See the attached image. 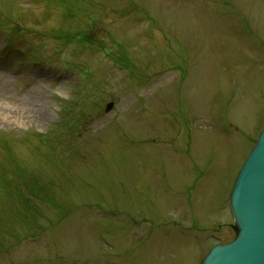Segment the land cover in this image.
I'll return each mask as SVG.
<instances>
[{
	"label": "rangeland",
	"instance_id": "1",
	"mask_svg": "<svg viewBox=\"0 0 264 264\" xmlns=\"http://www.w3.org/2000/svg\"><path fill=\"white\" fill-rule=\"evenodd\" d=\"M34 1L0 0V264H199L264 120V0Z\"/></svg>",
	"mask_w": 264,
	"mask_h": 264
},
{
	"label": "water",
	"instance_id": "2",
	"mask_svg": "<svg viewBox=\"0 0 264 264\" xmlns=\"http://www.w3.org/2000/svg\"><path fill=\"white\" fill-rule=\"evenodd\" d=\"M231 194L236 237L213 246L201 264H264V129Z\"/></svg>",
	"mask_w": 264,
	"mask_h": 264
}]
</instances>
